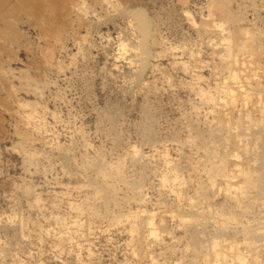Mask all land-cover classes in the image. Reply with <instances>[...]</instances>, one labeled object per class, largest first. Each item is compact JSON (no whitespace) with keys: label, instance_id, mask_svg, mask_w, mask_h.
<instances>
[{"label":"rangeland","instance_id":"rangeland-1","mask_svg":"<svg viewBox=\"0 0 264 264\" xmlns=\"http://www.w3.org/2000/svg\"><path fill=\"white\" fill-rule=\"evenodd\" d=\"M214 241L264 264V0H0V264Z\"/></svg>","mask_w":264,"mask_h":264},{"label":"bare ground","instance_id":"bare-ground-1","mask_svg":"<svg viewBox=\"0 0 264 264\" xmlns=\"http://www.w3.org/2000/svg\"><path fill=\"white\" fill-rule=\"evenodd\" d=\"M225 15V14H224ZM220 25V24H219ZM244 28H246V27H244ZM220 29H222V28H220ZM240 29V28H239ZM228 32V31H227ZM245 32V31H244ZM236 38V37H235ZM240 41V40H239ZM250 42V41H249ZM224 45H225V43H223ZM228 45V44H227ZM226 45V46H227ZM230 46V45H229ZM240 47H241V45H239ZM240 47H237V49L238 50H240ZM227 51H228V49H227ZM238 52L240 53V51H237L236 53H233L232 55H230V53L228 52V55H229V59H228V62H229V70L231 71V73H232V75H233V77L235 78L236 76H238L237 75V72L239 71V69L237 70V68H238V63H239V61H238V58H237V55H238ZM242 54V53H241ZM227 62V63H228ZM223 63V62H222ZM243 63V62H242ZM251 63V62H250ZM226 67V66H225ZM224 68V67H223ZM243 68V67H242ZM245 68V67H244ZM226 69V68H225ZM246 69V68H245ZM243 72V71H242ZM239 73V72H238ZM226 78V77H225ZM236 80V79H235ZM241 80V79H240ZM231 85H233V84H231ZM228 86V85H227ZM227 86H226V88H224L223 87V91H225L226 93L228 92V95H230L231 96V99H232V97H233V93L230 91V88H227ZM229 87H232V86H229ZM221 89V88H220ZM246 89V88H245ZM242 90V89H241ZM238 93V92H237ZM238 96H239V94H238ZM241 97V96H240ZM262 100V99H261ZM243 101V100H242ZM247 101H249V100H247ZM254 101V100H253ZM227 102V101H226ZM254 103V102H253ZM260 103V102H259ZM258 104V103H257ZM254 105V104H253ZM253 108V107H252ZM255 108H256V106H255ZM261 111V110H260ZM257 118V117H256ZM228 122V121H227ZM222 161V160H221ZM205 162V161H204ZM225 162V161H224ZM202 163V162H201ZM236 163V162H235ZM204 164V163H203ZM212 165H214V163L212 164ZM214 168H216V166L214 167ZM213 168V169H214ZM216 169H219L220 170V167L218 168H216ZM239 169V168H238ZM222 170V169H221ZM220 170V171H221ZM224 170H225V167H224ZM216 171V170H215ZM226 171V170H225ZM244 171V170H243ZM242 171V172H243ZM241 172V173H242ZM248 172V171H247ZM247 172L246 173H244V175H245V180L244 181H246L247 180ZM222 173V175H224L226 178H229L230 179V177H232V176H228L229 174V171L226 173V172H221ZM220 173V174H221ZM213 174V173H212ZM237 174V173H236ZM243 174V173H242ZM250 175V174H249ZM235 177L236 176H234V179H235ZM224 179V178H223ZM244 179V178H243ZM250 180V179H249ZM243 181V182H244ZM225 182V181H224ZM232 182H233V180H232ZM214 183V182H213ZM226 183H227V181H226ZM247 183H248V181H247ZM212 184V183H211ZM223 188V187H222ZM226 188H227V191L230 189V185H227L226 186ZM241 188L243 189V187H242V185L241 186H238L237 188H235V189H239V191H237L239 194L241 193L240 192V190H241ZM232 189V188H231ZM225 190V189H224ZM242 191V190H241ZM234 193H235V191H234ZM237 194V193H236ZM238 194V195H239ZM237 196V195H236ZM148 217V216H147ZM147 223L149 224L150 222L149 221H147ZM230 254L231 255V259H229V258H227V254ZM211 255L214 257V256H216L217 258H216V260H221L223 263H228L230 260H232L235 264H249V263H251V264H254V259H250L249 260V262H247L246 261V259H245V257L237 250V248L235 247V245L234 244H227L226 246H224V247H222V245H219V242H213L212 244H211ZM215 261V260H214ZM216 262V261H215ZM213 264H217V263H213Z\"/></svg>","mask_w":264,"mask_h":264}]
</instances>
